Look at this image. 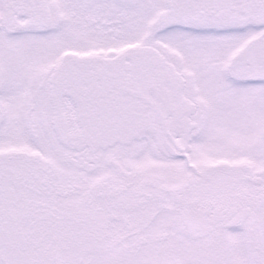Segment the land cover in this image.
Wrapping results in <instances>:
<instances>
[{"label": "snow or ice", "instance_id": "obj_1", "mask_svg": "<svg viewBox=\"0 0 264 264\" xmlns=\"http://www.w3.org/2000/svg\"><path fill=\"white\" fill-rule=\"evenodd\" d=\"M0 264H264V0H0Z\"/></svg>", "mask_w": 264, "mask_h": 264}]
</instances>
